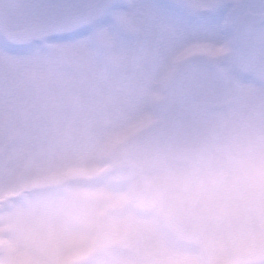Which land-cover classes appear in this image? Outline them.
<instances>
[{
  "label": "rangeland",
  "instance_id": "rangeland-1",
  "mask_svg": "<svg viewBox=\"0 0 264 264\" xmlns=\"http://www.w3.org/2000/svg\"><path fill=\"white\" fill-rule=\"evenodd\" d=\"M184 1L182 12V0H125L108 36L94 33L101 18L90 16L47 46L38 33L16 40L17 29L51 23L36 15L59 0L26 18L3 14L0 0V252L10 264H33L6 216L25 193L124 208L130 171L210 147L249 118L264 121V24L249 35L240 23L264 0ZM230 100L240 102L239 114L225 115ZM152 226L139 208L124 228ZM119 244L115 233L77 239L69 260L119 264Z\"/></svg>",
  "mask_w": 264,
  "mask_h": 264
},
{
  "label": "clouds",
  "instance_id": "clouds-1",
  "mask_svg": "<svg viewBox=\"0 0 264 264\" xmlns=\"http://www.w3.org/2000/svg\"><path fill=\"white\" fill-rule=\"evenodd\" d=\"M240 108L226 101L225 115ZM128 180V205L107 212L87 197L25 193L6 213L19 247L33 264H71L74 240L115 233L119 264H264V121L249 118L212 146ZM139 208L153 226L126 230ZM0 257L10 264L7 251Z\"/></svg>",
  "mask_w": 264,
  "mask_h": 264
},
{
  "label": "flooded vegetation",
  "instance_id": "flooded-vegetation-1",
  "mask_svg": "<svg viewBox=\"0 0 264 264\" xmlns=\"http://www.w3.org/2000/svg\"><path fill=\"white\" fill-rule=\"evenodd\" d=\"M3 1L4 5L2 6L1 10V12L3 11V14L8 13L9 16L12 15L15 17L26 18L29 17V12L32 11V9L34 11L35 6L41 7V5L45 3L46 0ZM62 1H64L65 3H61ZM59 2V4H56L54 5V7L48 9L46 8V6L42 7L40 10H38V13L36 15L37 18L52 17L53 21L51 23L46 22L45 24L39 26L17 29V38L15 39H22L23 41L31 38L34 34L38 33L40 38L38 39L39 43H42L43 45L46 44L47 46H49L51 37L61 38L64 35H70V33L74 32L76 33V29L83 25L84 19L90 16L96 19L101 18L100 26H102V28L98 27L94 30V33H105L106 36H108V19L110 18V16L119 14L120 8L124 6L125 0H59ZM152 2L155 3V0H152ZM162 2H164V0H162ZM184 2L186 1L182 0V4L176 6L179 11H186L185 8L187 4H184ZM144 3L146 4L147 2ZM67 19H70V21L72 22L67 25L61 24L63 20ZM255 30L251 34H253ZM106 40H104L102 44H104Z\"/></svg>",
  "mask_w": 264,
  "mask_h": 264
},
{
  "label": "water",
  "instance_id": "water-1",
  "mask_svg": "<svg viewBox=\"0 0 264 264\" xmlns=\"http://www.w3.org/2000/svg\"><path fill=\"white\" fill-rule=\"evenodd\" d=\"M70 19L63 20L61 24L67 25L71 23ZM264 23V11H253L247 10L241 17V24L246 33H252L256 26ZM240 88L238 85H235L234 95L237 97L239 95Z\"/></svg>",
  "mask_w": 264,
  "mask_h": 264
}]
</instances>
